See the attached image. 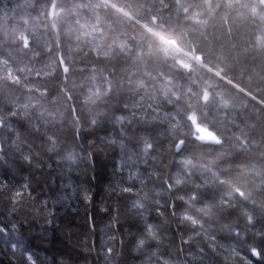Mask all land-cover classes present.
I'll return each instance as SVG.
<instances>
[{"label":"trees","instance_id":"16d2710c","mask_svg":"<svg viewBox=\"0 0 264 264\" xmlns=\"http://www.w3.org/2000/svg\"><path fill=\"white\" fill-rule=\"evenodd\" d=\"M0 264H264V0H0Z\"/></svg>","mask_w":264,"mask_h":264},{"label":"snow or ice","instance_id":"6c2138e0","mask_svg":"<svg viewBox=\"0 0 264 264\" xmlns=\"http://www.w3.org/2000/svg\"><path fill=\"white\" fill-rule=\"evenodd\" d=\"M197 131L198 132H203L204 134L203 135H197L196 139L198 140H213V141H216V142H219V137L215 135V133H213L211 130H207L205 131L203 128H201L199 126V124H197ZM184 142L182 140L178 141L177 142V147L179 148ZM150 147V145H149ZM25 160L29 161L31 160V157H25ZM190 163V161H188ZM128 189H125V191H127ZM185 219H192V218H189V217H185ZM195 222V221H193ZM141 245L143 244V241L140 242Z\"/></svg>","mask_w":264,"mask_h":264},{"label":"water","instance_id":"95a60500","mask_svg":"<svg viewBox=\"0 0 264 264\" xmlns=\"http://www.w3.org/2000/svg\"><path fill=\"white\" fill-rule=\"evenodd\" d=\"M199 59H200V57H199ZM203 141L207 142V141H213V140H203Z\"/></svg>","mask_w":264,"mask_h":264},{"label":"bare ground","instance_id":"6f19581e","mask_svg":"<svg viewBox=\"0 0 264 264\" xmlns=\"http://www.w3.org/2000/svg\"><path fill=\"white\" fill-rule=\"evenodd\" d=\"M203 134H204V133H203ZM203 134H202V135H203Z\"/></svg>","mask_w":264,"mask_h":264},{"label":"rangeland","instance_id":"374dc122","mask_svg":"<svg viewBox=\"0 0 264 264\" xmlns=\"http://www.w3.org/2000/svg\"><path fill=\"white\" fill-rule=\"evenodd\" d=\"M174 44V43H173Z\"/></svg>","mask_w":264,"mask_h":264}]
</instances>
